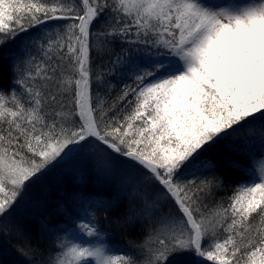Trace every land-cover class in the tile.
Masks as SVG:
<instances>
[{
	"label": "snow or ice",
	"instance_id": "obj_1",
	"mask_svg": "<svg viewBox=\"0 0 264 264\" xmlns=\"http://www.w3.org/2000/svg\"><path fill=\"white\" fill-rule=\"evenodd\" d=\"M0 53V237L25 264H264V0H0ZM116 73L133 83L109 103ZM221 147L254 163L210 206L225 179L205 154ZM81 159L118 196L86 200L71 232L49 227L30 189ZM125 198L114 222L142 226L135 254L90 211Z\"/></svg>",
	"mask_w": 264,
	"mask_h": 264
},
{
	"label": "trees",
	"instance_id": "obj_2",
	"mask_svg": "<svg viewBox=\"0 0 264 264\" xmlns=\"http://www.w3.org/2000/svg\"><path fill=\"white\" fill-rule=\"evenodd\" d=\"M21 37L18 38L22 39ZM119 51V46H117ZM108 57H104L101 61L102 64L107 65ZM12 72L10 70V60L7 53H0V88L9 89L11 87ZM113 88L111 90V96L109 97V103H111L123 89L125 84H132L131 80H121L120 73H116L115 76H109ZM216 165V174H222L225 179V184L222 188L216 191L214 197L209 198V205H213L216 202L223 201L225 206L228 204V198L233 194L238 184L247 181L248 169L254 161L244 154L237 153L235 151H229L221 147L214 149L205 154ZM264 159L259 153H256L255 160L259 161ZM235 161L238 167H228L227 161ZM94 165L90 163V170L84 174L79 172V163L69 162L68 164H61L52 168L46 173L39 185L33 186L30 189L29 194L34 199H44L45 207L44 214L49 218L47 224L49 227L57 226L60 230L74 229L80 222L81 217L84 216L82 205L86 200H113L118 196V188L114 183L106 182L103 179L94 178ZM209 179L212 178L213 172L208 171L205 173ZM82 176L83 180L78 177ZM100 181V182H99ZM63 205L61 211H57L58 207ZM127 205V199H120L115 207L105 211L103 208H94L90 211L95 212L96 222L99 227L108 236L109 242L114 245L120 254L130 253L135 254L137 249L134 245L138 244L143 235L142 226L140 224L121 226L114 221L121 217L125 212ZM107 216V218H105ZM29 230L32 235L33 243H39V247L47 252L50 248L55 252V248L52 245L56 241V235L42 234L39 225L35 222H30ZM59 235H65V232L61 231ZM223 233L220 234L223 238ZM17 241L15 239H9L7 242L0 237V251L5 249L10 250L12 255H5L0 259L6 260L9 264H25V258L16 254L14 246ZM33 259H41V257H34ZM211 264V262H208Z\"/></svg>",
	"mask_w": 264,
	"mask_h": 264
},
{
	"label": "rangeland",
	"instance_id": "obj_3",
	"mask_svg": "<svg viewBox=\"0 0 264 264\" xmlns=\"http://www.w3.org/2000/svg\"><path fill=\"white\" fill-rule=\"evenodd\" d=\"M76 161H78V163H79V169H78L79 172H82L84 174L86 171L90 170V163H92L90 160H87V159L75 160V161H73V163H75ZM94 178L99 179V177L97 176L95 171H94ZM69 232H71V229Z\"/></svg>",
	"mask_w": 264,
	"mask_h": 264
}]
</instances>
